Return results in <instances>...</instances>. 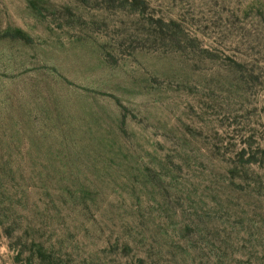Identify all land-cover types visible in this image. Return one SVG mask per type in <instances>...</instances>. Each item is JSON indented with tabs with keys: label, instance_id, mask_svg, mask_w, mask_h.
Instances as JSON below:
<instances>
[{
	"label": "rangeland",
	"instance_id": "1",
	"mask_svg": "<svg viewBox=\"0 0 264 264\" xmlns=\"http://www.w3.org/2000/svg\"><path fill=\"white\" fill-rule=\"evenodd\" d=\"M0 264H264V0H0Z\"/></svg>",
	"mask_w": 264,
	"mask_h": 264
}]
</instances>
